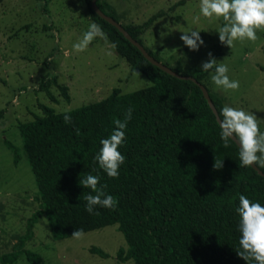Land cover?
<instances>
[{
    "label": "trees",
    "instance_id": "1",
    "mask_svg": "<svg viewBox=\"0 0 264 264\" xmlns=\"http://www.w3.org/2000/svg\"><path fill=\"white\" fill-rule=\"evenodd\" d=\"M85 2L93 21L107 34L109 42L116 44L115 52L153 84L128 93L114 88L100 101L62 112L40 104L42 116L18 125L38 186L40 207L28 218L26 232L13 250L0 257L1 264L14 263L21 253L31 264L41 262V256L25 245L33 238L34 227L43 214L48 216L55 239L72 237L75 229L85 233L118 224L127 242V248L117 252L122 262L247 264L237 255L241 235L239 196L264 206V176L253 166H239L235 141L230 140L229 147H224L216 115L197 83L170 75L151 63L116 26L94 11L92 0ZM97 4L120 22L102 0ZM176 6L159 10L141 24H122L160 60L158 53L144 44L142 35ZM221 55L220 43L213 57ZM172 68L202 83L209 73L200 66L187 71L181 66ZM52 85L60 89L64 99H71L69 87L60 84L57 76H44L39 89L57 102ZM210 95L220 112L226 106L224 98L211 91ZM130 107L132 118L119 148L125 161L118 178H110L95 158L102 147L100 141L113 132L114 120H123ZM64 114L71 115V123L64 122ZM5 144L18 164L20 148L9 139ZM215 160L223 161V167L215 169ZM89 174L99 176L100 185H106L105 193L117 201L115 210L98 207V215L85 210L84 197L95 193L79 181ZM90 251L109 256L98 246H91Z\"/></svg>",
    "mask_w": 264,
    "mask_h": 264
},
{
    "label": "rangeland",
    "instance_id": "2",
    "mask_svg": "<svg viewBox=\"0 0 264 264\" xmlns=\"http://www.w3.org/2000/svg\"><path fill=\"white\" fill-rule=\"evenodd\" d=\"M102 1L123 24H141L176 4L169 16L158 19L142 35L144 44L172 67L181 66L184 71L201 67L209 59L208 53L214 56L220 44L218 31L223 19L205 18L200 0ZM93 22L85 0H0V257L13 250L26 232L28 218L40 207L38 186L18 125L42 116L40 104L62 112L100 101L114 88L128 93L153 84L145 74L132 70L109 40L98 37L84 52L73 50V44ZM193 30L199 31L204 41L195 51L180 39L183 32ZM162 32L170 33L162 38ZM257 36L254 43L235 41L232 48L222 45V55L215 58L217 64L228 66L230 80L239 81L238 90L216 86L211 80L213 70L204 83L224 98L226 106L254 113L264 132V31H257ZM44 76H57L60 84L69 87L71 99H64L60 89L52 85L58 101L51 100L39 89ZM5 139L20 148L18 164ZM91 246L102 248L109 256L92 253ZM121 247L127 248V242L118 224L85 232L82 239H55L46 214L25 245L41 256L38 264H135L133 259L122 262L117 258ZM10 264L31 263L21 253Z\"/></svg>",
    "mask_w": 264,
    "mask_h": 264
},
{
    "label": "clouds",
    "instance_id": "3",
    "mask_svg": "<svg viewBox=\"0 0 264 264\" xmlns=\"http://www.w3.org/2000/svg\"><path fill=\"white\" fill-rule=\"evenodd\" d=\"M200 12L208 19H223L224 25L219 29V41L222 45L230 48L235 41H251L258 39L257 31H264V0H200ZM170 32H162L165 37ZM100 38L108 41L107 34L102 28L91 23L88 30L83 34L79 42L73 44V50L77 53L87 50L89 45ZM180 39L190 50H198L204 44L199 31L193 30L180 36ZM115 48L116 44L111 43ZM209 59L202 62L201 70L214 71L211 76L212 82L222 87L225 91L239 89V81L230 80L229 68L226 64H217V60L208 53ZM133 109L130 107L124 115L123 120H114L115 128L108 138L100 141L102 147L96 156L99 167L110 178H118L119 168L125 161V156L119 151L120 146L125 142V129L132 118ZM220 137L225 148L229 147V141L233 140L239 145L240 167L255 165L258 169H264V132H261L256 115L248 113L243 109L224 106L218 114ZM65 123H71L70 114H64ZM214 168L223 167V161L214 162ZM85 187L90 188L95 195L89 194L84 197L86 201L85 210L89 214H99L96 209L106 208L115 210L117 201L112 195L105 193L106 185H100V178L89 174L79 181ZM98 185H100L98 187ZM237 212L240 217L239 249L237 255L245 260L255 261V264H264V206L259 202H252L245 195L239 196ZM71 236L74 239H82L83 229H75Z\"/></svg>",
    "mask_w": 264,
    "mask_h": 264
},
{
    "label": "water",
    "instance_id": "4",
    "mask_svg": "<svg viewBox=\"0 0 264 264\" xmlns=\"http://www.w3.org/2000/svg\"><path fill=\"white\" fill-rule=\"evenodd\" d=\"M92 7L94 9V11L99 14V16H101L102 18H104L106 21L110 22L111 24H113L114 26H116L124 35L125 37L130 40L135 46H137L141 52L144 54V56L154 65L160 67L162 70L166 71L168 74L173 75L177 78L180 79H184V80H192L195 83H197L203 93L205 98L208 100V103L210 105V107L212 108L214 114L216 115V118L218 117L219 111L210 95V91L208 89V87L200 82L196 77L192 76V75H186V74H182L180 72H177L176 70H174L172 67L168 66L167 64L163 63L162 61L156 59L154 56H152L148 50L145 48V46L143 44H141L137 39H135L124 27V25L117 21L114 17L108 15L107 13H105L97 4V0H92ZM218 121V118H217ZM219 123V121H218ZM239 146V145H238ZM253 168L256 169L259 174L264 176V170L263 169H258L255 165H253Z\"/></svg>",
    "mask_w": 264,
    "mask_h": 264
}]
</instances>
